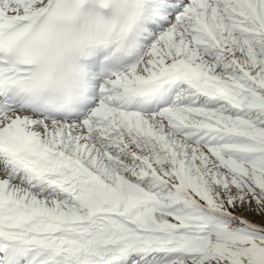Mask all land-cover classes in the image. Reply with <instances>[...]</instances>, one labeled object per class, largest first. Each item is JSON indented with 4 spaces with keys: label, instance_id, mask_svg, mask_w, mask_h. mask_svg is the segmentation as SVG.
<instances>
[{
    "label": "snow or ice",
    "instance_id": "6c2138e0",
    "mask_svg": "<svg viewBox=\"0 0 264 264\" xmlns=\"http://www.w3.org/2000/svg\"><path fill=\"white\" fill-rule=\"evenodd\" d=\"M0 264H264V0H0Z\"/></svg>",
    "mask_w": 264,
    "mask_h": 264
}]
</instances>
